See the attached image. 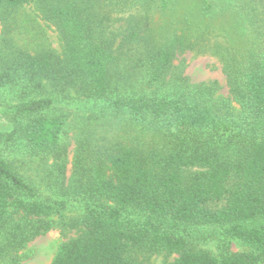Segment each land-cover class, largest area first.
I'll return each mask as SVG.
<instances>
[{"label":"trees","instance_id":"obj_1","mask_svg":"<svg viewBox=\"0 0 264 264\" xmlns=\"http://www.w3.org/2000/svg\"><path fill=\"white\" fill-rule=\"evenodd\" d=\"M220 1L171 14L176 0H0L5 27L19 7L34 4L63 47L61 55L14 50L1 60L0 107L11 129L0 143L54 159L43 179L61 189L60 197H42V178L26 180L23 162L0 153L3 264H19L10 254L63 216L68 193L95 204L71 220L79 234L60 243L49 264H143L130 256L137 249L176 255L168 264L264 263V0H222L216 8ZM186 51L223 60L230 93L247 110L240 123L165 88L175 56ZM134 78L155 90H129ZM71 94L108 101L130 126L106 140L93 132L79 138L67 186L65 123L51 110ZM127 209L146 217L125 224ZM188 227L216 229V251L188 246L179 233Z\"/></svg>","mask_w":264,"mask_h":264},{"label":"rangeland","instance_id":"obj_2","mask_svg":"<svg viewBox=\"0 0 264 264\" xmlns=\"http://www.w3.org/2000/svg\"><path fill=\"white\" fill-rule=\"evenodd\" d=\"M200 2L201 0H176L171 14L177 10L180 13L183 11L193 13ZM222 2L221 0L216 8ZM148 4L149 10L151 12L154 11L153 19L155 20V5L153 3ZM224 21V18H220L217 24L226 27L227 23H224ZM152 27L155 31V22L152 24ZM119 39H117L116 43L119 42ZM42 49L52 50L56 54L61 55L63 47L56 28L42 18L34 4L19 7L8 21L7 27L0 22V68L3 66L1 63L2 57L14 50L35 53ZM127 63L128 61L125 58L124 64ZM120 69L126 75L132 74V71H129L128 65H122ZM166 83L168 85L165 88L179 91V93H176L178 97L184 94L188 98H198L200 101L221 110V112L227 113L226 116L230 121L240 123L246 118L244 116L247 110L245 111L244 107L237 103L230 93V85L224 63L218 55L194 51L177 54ZM130 84L128 83L129 86L127 85V87L133 91L155 90V87L154 89L150 88L140 79L134 78ZM3 97L5 98L3 94H0V104L5 101ZM2 105L0 106L2 107ZM54 105L51 112L62 116L65 123L61 135V143L65 149L64 158L67 166L65 184L68 186L73 177L72 158L76 141L79 138L90 136L91 132H93L92 136L96 138L110 139L118 133L122 126L121 134L130 125L124 113L110 107L108 101L103 100L95 103L71 94L66 99L56 100ZM1 107L0 133L11 129V123L8 117L1 113ZM15 148L14 146L0 143V153L3 157L11 160L15 156L20 163L23 162V167L20 166L18 170L26 180L30 181L37 178V182H39L42 178L41 184H36L42 197H60V186L53 184L51 180L50 185L47 186V181L43 179L48 176V173L50 176L51 170L53 171L54 159L29 157L22 153L17 154L16 151L19 150ZM65 189L64 186V189H62L64 190V194H66ZM66 197L67 208L61 218L55 217L52 219V228L29 241L24 248L11 253L9 258L15 255L19 256V264H49L59 244L79 234L77 228L70 227L71 220L80 216L87 205L95 203L87 199H81V197H73L71 193H68ZM145 217L146 215L138 210L127 209L124 211L122 218L125 224L131 225ZM179 233L184 236L190 247L210 252L216 251V229L212 227H188L185 230H180ZM231 250L234 252L239 250L238 244L235 241L231 243ZM130 256L143 264H168L176 255L148 253L137 249L131 250ZM4 260H8V257ZM3 263L4 261L0 259V264Z\"/></svg>","mask_w":264,"mask_h":264}]
</instances>
